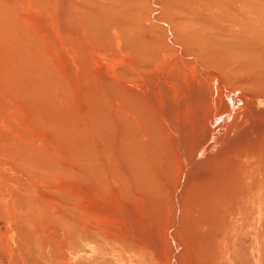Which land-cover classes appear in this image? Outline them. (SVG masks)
Segmentation results:
<instances>
[{
  "label": "rangeland",
  "instance_id": "1",
  "mask_svg": "<svg viewBox=\"0 0 264 264\" xmlns=\"http://www.w3.org/2000/svg\"><path fill=\"white\" fill-rule=\"evenodd\" d=\"M38 1L1 26L0 264H264L257 43L202 0Z\"/></svg>",
  "mask_w": 264,
  "mask_h": 264
},
{
  "label": "bare ground",
  "instance_id": "2",
  "mask_svg": "<svg viewBox=\"0 0 264 264\" xmlns=\"http://www.w3.org/2000/svg\"><path fill=\"white\" fill-rule=\"evenodd\" d=\"M0 1H1V5H0V33H2L4 37L9 36V39L12 40L14 38L13 36H14L15 32L13 33L12 30H11V32L7 31V29L6 30L4 29L5 31H2V29H1V26L4 27V23H5L4 20H5L6 14H8L9 10H11V9H9L10 2H9V0H0ZM119 1L125 2V0H61V1L49 0V3H50L49 5L55 6L59 3L61 5V8H62L63 5H64V7H66L68 2H69L68 5H70V6L75 5L77 2L78 4L76 6L71 7L73 9H76L77 13H78V11L82 12L81 8L88 10V9H92V8H102L103 7V9L105 11H110L113 14H117L116 10L118 8H120ZM127 1L131 2L133 0H126L125 4L127 3ZM142 2H143V0H142ZM155 2H156V0H151V3H152L151 7L152 8H155V6H154ZM173 2H175L176 5L178 4L179 6L180 5H182V6L187 5L188 6L186 0H175V1L174 0H166L165 3L162 4L163 6L161 5L160 9H162V11L165 10L167 8V6L168 5L171 6V4ZM198 3L200 4L201 7H204V9H205V7L207 9L208 8L213 9L212 11L216 12V17L213 15V18L218 20L219 23L221 24L220 25L221 28L219 29V31L214 32V36H213L214 38L212 37L213 39H209L208 43H210L214 46H217L219 44V41L221 40L220 37H221V35H223V33L226 32V36L231 37L235 31V28H236L237 30H239L241 32L240 34L243 35V38L251 39L253 41V43H257L256 49H259L260 54L264 55V0H202ZM36 4L40 6L41 0H39ZM49 5L47 4V6H49ZM156 6H157V4H156ZM167 11H169V10H167ZM81 15L82 14H80V16ZM173 16L174 15H172V17ZM208 18H209V16H208ZM209 19L210 20L212 19L211 15H210ZM5 27H7V26L5 25ZM193 27L194 26H192V28ZM176 28H177V32H176L175 37H177V39L180 42L183 43V41H188V43L190 45L192 44L194 46V48H196L198 46L200 48L202 47L201 49L204 50V45H206L207 43L202 41V39H199L197 35H195L194 33L192 35H189V33H187V36L183 35L185 32H193V30L188 28L187 25L186 26H179V27L176 26ZM195 28H197V27H195ZM224 29H225V32H224ZM211 31H212V29H211ZM113 33H114V36H113L114 40H120L123 38V31L122 30L119 29V31H117V29H115V31ZM22 40H23V37H22ZM12 42H13V40H12ZM259 43H260V46H259ZM184 44L186 45L185 42H184ZM16 45H18V44H16ZM252 49L254 51V48H252ZM256 49H255V51H257ZM141 50H143V49H141ZM234 56L235 57H232L231 59H229L226 62L230 66V68L235 67L237 62L245 63L244 58H242L240 56L237 57L236 55H234ZM263 59H264V57H263ZM3 60L5 61V58H3ZM255 60H257V59H255ZM261 64H263V63H261ZM263 66H264V64H263ZM220 69L225 71V68L221 67ZM260 71L264 72V68L262 66L258 69L259 73H260ZM263 84H264V82H263ZM250 89H252L251 92H250ZM247 90L251 93V95H253V94L255 95V93H256V95L264 97V87H262L261 89L249 87V88H247ZM259 90H260V92H259Z\"/></svg>",
  "mask_w": 264,
  "mask_h": 264
}]
</instances>
